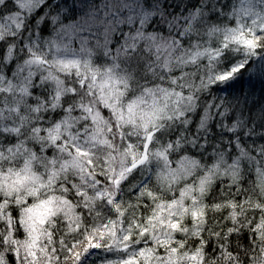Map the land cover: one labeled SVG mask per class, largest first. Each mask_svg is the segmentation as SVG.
<instances>
[{"label": "snow or ice", "instance_id": "obj_1", "mask_svg": "<svg viewBox=\"0 0 264 264\" xmlns=\"http://www.w3.org/2000/svg\"><path fill=\"white\" fill-rule=\"evenodd\" d=\"M0 264H264V0H0Z\"/></svg>", "mask_w": 264, "mask_h": 264}, {"label": "trees", "instance_id": "obj_2", "mask_svg": "<svg viewBox=\"0 0 264 264\" xmlns=\"http://www.w3.org/2000/svg\"><path fill=\"white\" fill-rule=\"evenodd\" d=\"M254 83H255V94H256V96H258V94H259L258 92L260 91L261 84L255 80H254Z\"/></svg>", "mask_w": 264, "mask_h": 264}, {"label": "rangeland", "instance_id": "obj_3", "mask_svg": "<svg viewBox=\"0 0 264 264\" xmlns=\"http://www.w3.org/2000/svg\"><path fill=\"white\" fill-rule=\"evenodd\" d=\"M258 93L260 94V91ZM259 94H258V96H259Z\"/></svg>", "mask_w": 264, "mask_h": 264}]
</instances>
